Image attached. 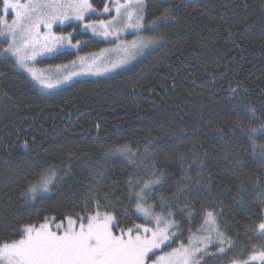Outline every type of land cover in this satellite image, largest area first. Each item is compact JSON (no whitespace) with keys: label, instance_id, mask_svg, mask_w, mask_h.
Listing matches in <instances>:
<instances>
[{"label":"trees","instance_id":"16d2710c","mask_svg":"<svg viewBox=\"0 0 264 264\" xmlns=\"http://www.w3.org/2000/svg\"><path fill=\"white\" fill-rule=\"evenodd\" d=\"M145 23L160 43L140 61L48 95L0 37V247L43 223L107 214L115 232L167 221L177 236L166 252L213 214L224 251L199 264L264 253V0H147ZM74 41L77 53L42 63L107 45Z\"/></svg>","mask_w":264,"mask_h":264},{"label":"rangeland","instance_id":"374dc122","mask_svg":"<svg viewBox=\"0 0 264 264\" xmlns=\"http://www.w3.org/2000/svg\"><path fill=\"white\" fill-rule=\"evenodd\" d=\"M8 1L0 34L7 43L6 53L47 95L78 80L107 78L127 69L160 43L157 27L145 23L147 0H107L100 12L91 8L90 0ZM70 25L76 26L67 29ZM78 33L107 45L96 53L77 54L69 65L42 63L59 53H77L83 44L74 41ZM143 214L151 217L148 212ZM170 225L149 219L136 232H115L107 214L43 223L27 229L18 243L0 247V264H199L223 253L224 247L217 246L226 243L225 236L213 214L187 245L162 252L177 236ZM258 232L264 235V221ZM245 264H264V253L255 254Z\"/></svg>","mask_w":264,"mask_h":264},{"label":"flooded vegetation","instance_id":"af4514ba","mask_svg":"<svg viewBox=\"0 0 264 264\" xmlns=\"http://www.w3.org/2000/svg\"><path fill=\"white\" fill-rule=\"evenodd\" d=\"M78 264H79V262H78ZM80 264H81V262H80Z\"/></svg>","mask_w":264,"mask_h":264}]
</instances>
